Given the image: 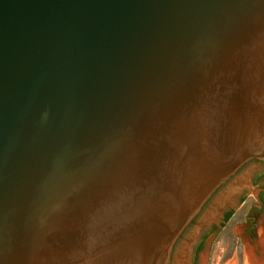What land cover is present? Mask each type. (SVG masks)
<instances>
[{
	"label": "water",
	"instance_id": "95a60500",
	"mask_svg": "<svg viewBox=\"0 0 264 264\" xmlns=\"http://www.w3.org/2000/svg\"><path fill=\"white\" fill-rule=\"evenodd\" d=\"M252 159L264 0H0V264H169Z\"/></svg>",
	"mask_w": 264,
	"mask_h": 264
},
{
	"label": "rangeland",
	"instance_id": "374dc122",
	"mask_svg": "<svg viewBox=\"0 0 264 264\" xmlns=\"http://www.w3.org/2000/svg\"><path fill=\"white\" fill-rule=\"evenodd\" d=\"M263 173L259 164L249 160L221 184L174 242L169 264L175 263L183 247L187 248L185 264H243L244 251L262 257L259 233L264 229V204L258 209L259 190L255 199L252 189L264 187ZM237 185L233 200L224 203L214 218H207L213 203ZM226 213L229 217L224 221ZM211 227L214 232L209 234Z\"/></svg>",
	"mask_w": 264,
	"mask_h": 264
},
{
	"label": "bare ground",
	"instance_id": "6f19581e",
	"mask_svg": "<svg viewBox=\"0 0 264 264\" xmlns=\"http://www.w3.org/2000/svg\"><path fill=\"white\" fill-rule=\"evenodd\" d=\"M238 187H239L238 185H237V187L234 186V188H231L228 192H226L224 199H222L223 196L220 197L219 199H217L213 203L212 209L207 213V215H208V216L206 215L207 218H214L215 215L217 214V211L222 208L224 203H229L230 201H232L235 194H236L235 190ZM259 242H260V246L262 249V255L263 256L258 258V257H255L249 251H244V253H243V256H244L243 264H264V229L262 231H260V233H259ZM186 249H187L186 247L181 248V250L179 249V253L177 254V257H176L177 259L175 258L176 261L174 264H185V262H186Z\"/></svg>",
	"mask_w": 264,
	"mask_h": 264
},
{
	"label": "flooded vegetation",
	"instance_id": "af4514ba",
	"mask_svg": "<svg viewBox=\"0 0 264 264\" xmlns=\"http://www.w3.org/2000/svg\"><path fill=\"white\" fill-rule=\"evenodd\" d=\"M252 161L253 164H259L261 170L264 172V162H261L260 160L258 159H252L250 160ZM263 176H264V173H263ZM263 194H264V187H259V191H258V209H261L263 207V204H264V197H263ZM228 214V213H226ZM223 217H225V215ZM224 219V218H223ZM209 234L213 233V228L211 227L210 229H208ZM204 238V237H203ZM206 238V237H205Z\"/></svg>",
	"mask_w": 264,
	"mask_h": 264
},
{
	"label": "trees",
	"instance_id": "16d2710c",
	"mask_svg": "<svg viewBox=\"0 0 264 264\" xmlns=\"http://www.w3.org/2000/svg\"><path fill=\"white\" fill-rule=\"evenodd\" d=\"M229 217V214H226L225 217H224V221L227 220Z\"/></svg>",
	"mask_w": 264,
	"mask_h": 264
}]
</instances>
